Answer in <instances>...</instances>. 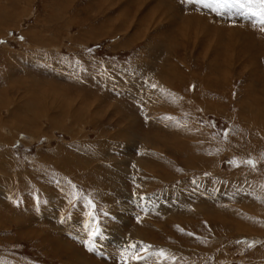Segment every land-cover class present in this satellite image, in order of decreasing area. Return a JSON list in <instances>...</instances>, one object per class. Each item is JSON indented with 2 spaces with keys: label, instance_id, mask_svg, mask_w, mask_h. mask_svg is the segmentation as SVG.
Listing matches in <instances>:
<instances>
[{
  "label": "rangeland",
  "instance_id": "374dc122",
  "mask_svg": "<svg viewBox=\"0 0 264 264\" xmlns=\"http://www.w3.org/2000/svg\"><path fill=\"white\" fill-rule=\"evenodd\" d=\"M262 9L261 0H0V264H264V230L241 220L238 229L239 219L217 204L264 224V25L252 15ZM32 79L52 84L75 109L93 108L88 120L98 121L81 123L71 110L55 112L53 124L44 103L27 112L25 99L37 105L26 92ZM22 115L37 126L26 129ZM131 123L137 137L160 145L156 155L178 164L170 172L181 180L166 178L161 190L195 192L228 221L164 222L179 209L141 207L148 196L130 175L129 191L114 193L116 209H107L94 182L63 166L64 154L94 162L102 137L122 145L116 134ZM141 151L111 153L131 171L148 157ZM111 164L102 168L121 176ZM201 182L207 193L195 189Z\"/></svg>",
  "mask_w": 264,
  "mask_h": 264
},
{
  "label": "bare ground",
  "instance_id": "6f19581e",
  "mask_svg": "<svg viewBox=\"0 0 264 264\" xmlns=\"http://www.w3.org/2000/svg\"><path fill=\"white\" fill-rule=\"evenodd\" d=\"M145 1V0H144ZM130 4V3H129ZM135 4V3H134ZM159 10V9H158ZM8 12V10H7ZM160 12V11H158ZM9 13V12H8ZM10 14V13H9ZM8 14V15H9ZM2 27V26H1ZM220 43V42H219ZM165 50V49H164ZM170 70V69H169ZM156 75V74H155ZM147 77V76H146ZM186 78V77H185ZM151 79V78H150ZM47 84V83H46ZM49 89H48V88ZM209 87V86H208ZM37 88V89H36ZM28 91V94L30 93V95H33L37 98V105H34L35 103H32L31 106H29L25 99V102L23 104H21V101H18L19 104L25 106L24 108L27 109L26 111L29 112L31 111L32 109V106H38L40 105V103H44L45 105L49 106V108L51 109V122L54 124V123H57V121L54 120V117H53V114L56 112V113H66L67 111L70 112L72 110V112H70L69 114L72 116V118L74 120H80L82 119L83 121H81V123H83L84 121L87 122V123H95L94 121H98V119H93L94 117L92 116V120L90 119L91 122H89L88 120V117L87 114H89L93 108H90L91 110H84L86 107L84 108H81V103L79 104L80 105V109H75L74 108V103L73 101H70V100H65L66 102L62 101L58 95H55L57 92V89L55 90L53 87H52V84H47V85H44L43 82L41 84V82L37 81L36 79H32L29 81V85L28 87L26 88V92ZM33 90V91H32ZM37 92H35V91ZM43 91L44 92V95H42V97H40V92L39 91ZM64 91V90H63ZM27 94V93H26ZM43 94V93H42ZM46 95L48 96L46 98ZM29 96V95H27ZM31 96V97H33ZM66 96V95H65ZM39 97V98H38ZM83 97V96H82ZM68 98V97H67ZM22 99V98H21ZM24 99V98H23ZM28 99V98H27ZM35 99V98H34ZM29 100V99H28ZM8 101V100H6ZM30 101V100H29ZM62 101V102H61ZM1 102V101H0ZM9 102V101H8ZM6 102V103H8ZM58 102H60L61 104L63 103L64 105L63 106H58ZM75 102V101H74ZM89 103V102H87ZM92 103V102H91ZM100 103V102H99ZM10 104V103H9ZM8 104V105H9ZM60 104V105H61ZM84 104V103H83ZM6 105V104H5ZM7 105V106H8ZM182 105V104H181ZM211 105H214L212 104L211 102L209 103V106ZM84 106V105H83ZM9 107V106H8ZM76 107V106H75ZM212 107V106H211ZM18 108V107H17ZM16 108L17 112H18V109ZM22 107L20 106V109ZM108 108V107H107ZM259 108V107H257ZM40 109V108H39ZM48 109V107H47ZM96 109V108H95ZM12 110V109H11ZM15 110V109H14ZM46 110V109H45ZM64 110V111H63ZM253 109H251L252 111ZM256 110V109H255ZM254 110V111H255ZM261 110V109H260ZM259 110V112H260ZM263 110V108H262ZM24 111V109H23ZM22 111V112H23ZM47 111V110H46ZM94 111H97V110H94ZM93 111V113H95ZM258 111V110H257ZM256 111V112H257ZM16 112V113H17ZM92 113V112H91ZM255 113V112H254ZM263 113V112H261ZM19 114V113H18ZM16 114V115H18ZM22 114H25V113H22ZM45 114L47 115V113L45 112ZM49 114V113H48ZM68 114V113H67ZM102 114V113H101ZM90 115V114H89ZM92 115V114H91ZM257 115V114H256ZM25 116H28V114ZM30 116V115H29ZM48 116V115H47ZM70 116V117H71ZM21 118V116H19ZM23 117V124L24 126L27 128H29V126L31 125V123H34V122H31V119L29 118H26L24 117V115H22ZM42 117V116H39V118ZM68 117V116H67ZM91 117V116H90ZM2 118V117H1ZM0 118V119H1ZM38 118V119H39ZM61 118V117H60ZM37 119V117L35 118ZM69 119V118H68ZM15 120V119H14ZM18 120V118H17ZM63 120V119H62ZM61 120V121H62ZM22 121V120H21ZM48 121V120H47ZM20 122V121H19ZM37 122V121H36ZM35 122V123H36ZM40 122V121H39ZM70 122H71V119H70ZM79 122V121H78ZM34 123V124H35ZM59 123H60V120H59ZM80 123V124H81ZM5 124V123H4ZM33 125V124H32ZM37 126V124H35ZM56 125V124H55ZM59 125V124H58ZM18 126V125H16ZM61 126V125H59ZM64 126V125H63ZM62 126V127H63ZM134 124L131 123V126H126V127H123L122 129L120 128V130L117 132V136L123 141V144L120 145V146H113V144H107L105 141L106 139L105 138H101V141H98V143L100 142L101 144H97V147H96V150L94 149V155H93V158L94 159V162L91 160V161H85L84 163L82 161H80V159L76 158L75 155H71L68 156V155H65L64 154V164L63 166L64 167H67L69 168L68 166H70V164H72L73 166H75L77 168V170L80 169V174L79 176H77L79 178V180H82L84 182H89V185L90 183L94 182L95 183V191L98 193L97 195L100 197V200L104 206V208H107V209H116L114 208V204H115V199L113 197L114 193H118V191L122 190L124 192H127L129 191L128 189V182H130V180H124V178H129L128 176L130 175V179L136 183V184H143L142 185V189H143V196L144 195H147L148 197L146 202L144 203V205H141V207H149V206H153L152 209L155 210V211H160L161 209H179L177 213H166L165 215H170L169 217H167L165 219L164 222H167V223H171L172 219L175 217V216H179V215H182V217H187V218H190L191 220H195L197 219L198 215L202 216V217H209L211 215H216V216H221L220 214V211L218 210V212L214 213L213 211H210L209 209H212L210 206H209V203L207 202H204V201H200L198 196L196 195V193H191L189 192L184 194V191L182 192L181 190H183V188H181V190H177V189H171L169 191H162L161 188H164L165 186V179H171L172 177H175L177 179H180L179 177H177L178 175H174V174H171L170 171H173L174 167H176L178 164L174 163L173 161L169 160V159H166V158H162V156H158L159 154H155L153 152V149H158L160 147V145H157L155 144V141H153L152 139L150 138H147V137H142V138H139L136 136L135 132H136V127L134 128ZM10 127V126H9ZM12 127H14L12 125ZM23 127V126H22ZM31 127V126H30ZM39 127V126H38ZM42 127H43V124H42ZM57 127V125L55 126ZM168 129L167 131H174L172 129V127H174L173 125L170 126V124H168L166 126ZM6 128V127H5ZM33 129L36 130V128H34V126L32 127ZM48 128V127H47ZM59 128V127H58ZM24 129V128H23ZM38 129V128H37ZM40 130H42V128H39ZM53 129V128H52ZM76 129V128H75ZM103 129V128H102ZM12 130V129H11ZM21 130V129H20ZM30 130V129H29ZM176 130V129H175ZM9 131V130H8ZM16 132V131H15ZM8 133V132H7ZM82 133V132H81ZM32 134V133H31ZM36 134V133H35ZM79 134V133H78ZM84 135V134H83ZM107 135V134H105ZM112 135V134H111ZM74 137H79L78 135H73ZM99 137V136H98ZM105 137V136H104ZM162 137V136H161ZM160 137V138H161ZM202 137V136H200ZM4 138V137H3ZM86 138V137H85ZM147 138V139H145ZM5 139V138H4ZM84 139V138H83ZM83 139L80 140V138L78 139L79 142L83 141ZM97 139V138H96ZM112 139V138H111ZM118 139V138H117ZM116 139V140H117ZM154 139V138H153ZM163 139V137H162ZM159 140V138H158ZM6 141V140H5ZM171 141V140H170ZM1 142V141H0ZM90 142V141H89ZM159 142V141H158ZM168 141H166L165 143H167ZM119 143V142H118ZM157 143V142H156ZM81 144V143H80ZM96 145V144H95ZM119 145V144H118ZM73 146V145H72ZM78 146V145H77ZM86 146H87V143H86ZM137 146H140L141 148V154L143 155H147L148 157H145L144 159L143 158H138L137 161H136V164L134 166L131 167V171L128 170V169H125L124 168V162L123 161H120L114 157H112V151H122L123 153L127 154L126 156H132V150H136ZM83 147V145H82ZM166 147V146H165ZM68 148V147H67ZM73 148V147H72ZM81 148V147H80ZM97 148H99V150H97ZM194 147H192L191 149H193ZM78 149V148H77ZM64 150V149H63ZM75 150V149H74ZM93 150V149H92ZM58 151V150H57ZM56 151V152H57ZM68 151V150H67ZM87 151V150H86ZM163 151V150H162ZM60 152V151H58ZM80 152V151H79ZM64 153V152H63ZM61 153V154H63ZM13 154V153H12ZM42 155V154H40ZM79 155V154H78ZM161 155V154H160ZM8 156V154H7ZM87 156V154L85 155ZM1 159V158H0ZM45 159V158H44ZM141 159L144 160L145 162H141ZM2 160V159H1ZM13 161V160H12ZM45 161V160H44ZM6 162V161H5ZM53 162V160H52ZM62 162V161H61ZM100 162V163H98ZM114 162L115 163V166L119 167V168H115V172L116 173H120L121 176L115 174L112 170L108 169L109 171H112L113 173L111 174V176L107 173V171H105L102 166L104 165L106 168L108 166H113L111 163ZM180 162V161H179ZM1 164H4V163H1ZM51 164V163H50ZM49 164V165H50ZM140 164V166H139ZM184 166V165H183ZM187 166V165H186ZM61 168V167H60ZM185 168V167H184ZM152 170L153 172L156 171V172H159L160 174L158 175L157 173V176L156 177H153V175H149V173H147V170ZM186 169L189 170V167H186ZM54 170V169H53ZM74 170V169H73ZM181 170V169H180ZM57 172V171H56ZM55 172V173H56ZM61 172V171H60ZM152 172V173H153ZM179 172V171H178ZM59 172H57L56 174H58ZM151 173V172H150ZM170 173L171 175L169 176ZM176 173V172H175ZM1 174V173H0ZM54 174V173H53ZM2 175V174H1ZM0 177L2 178H6L4 175ZM180 175V174H179ZM37 176V175H36ZM182 176V175H181ZM9 177V176H8ZM39 177V176H38ZM43 177V176H42ZM50 177V176H49ZM48 177V178H49ZM74 177V175H73ZM2 178V179H3ZM37 178V177H36ZM42 179V178H40ZM44 179V178H43ZM113 179H116L115 182L113 181ZM181 180V179H180ZM5 180L3 179V182ZM43 181V180H42ZM46 181V180H45ZM3 182H2V185H3ZM8 182V181H7ZM36 182V180H35ZM39 182V181H37ZM182 182V181H181ZM5 183V182H4ZM43 183V182H42ZM40 183V184H42ZM50 183V182H49ZM237 183V182H236ZM241 184V183H240ZM39 185V183H38ZM84 185V184H83ZM26 186V185H25ZM162 186V187H161ZM230 186V185H229ZM238 186V185H236ZM86 187V186H85ZM181 187V186H180ZM195 189L196 188H199L201 190H203L205 193H207L208 191V187H206L202 182L199 183V184H196L195 186ZM1 188V187H0ZM26 188V187H25ZM38 188V187H37ZM42 188V187H40ZM236 188V187H234ZM27 189V188H26ZM26 189H23L24 191ZM161 191H160V190ZM186 189V188H185ZM237 189V188H236ZM28 190V189H27ZM197 190V189H196ZM246 190V189H245ZM252 190V189H251ZM256 190V189H255ZM159 192V193H156V192ZM181 191V192H180ZM258 191V190H257ZM2 191H0V194H1ZM48 196L50 198V200H55L57 197L54 195L53 192L49 191L48 189ZM150 192V193H149ZM252 192V191H251ZM138 194L137 196H142L141 193V189L139 188V191H138ZM149 193V194H148ZM218 189H215L214 188V194L217 195V196H220V195H223V194H218ZM221 193V192H220ZM25 195V194H24ZM23 195V196H24ZM29 195V193H28ZM231 195V194H230ZM249 195V193H248ZM262 196V195H261ZM261 196H260V193H255L253 194V197L257 198L258 199H261ZM127 197H128V194H127ZM262 198H264V194L262 196ZM246 199V198H245ZM157 201H164V203H156ZM213 201V200H212ZM259 201V200H258ZM214 202V201H213ZM243 202V201H242ZM260 202V201H259ZM142 203V202H141ZM216 203V202H215ZM263 203V202H262ZM8 204V203H7ZM218 206H219V209H229V212H226V215L227 213L229 215H232L233 217L239 219V221H243V222H248L249 225H252V228L254 229H259V231H262L264 230V224H262V222L260 221L261 218L259 216H256V215H253L250 213L248 214H245L244 211H239L238 209H235L233 208V206H230L227 202H217ZM242 204V203H241ZM246 208V207H245ZM4 209V208H3ZM6 209V208H5ZM122 209H125L124 205H122ZM119 210V209H118ZM214 210V209H213ZM246 210V209H245ZM255 211V210H254ZM47 213V212H45ZM52 213V212H51ZM214 213V214H213ZM49 214V212H48ZM53 214V213H52ZM8 215V214H7ZM12 216V215H11ZM9 217V215H8ZM212 217V216H211ZM223 217V216H221ZM219 217V218H221ZM262 217V216H261ZM264 217V216H263ZM225 218V217H223ZM230 218V217H228ZM175 219V218H174ZM173 219V220H174ZM176 219H179L178 217ZM182 219V218H181ZM186 219V218H185ZM208 219H213L214 218H208ZM217 219V218H216ZM226 221L227 218H225ZM15 220V219H14ZM12 221V220H11ZM226 221H221L223 224L226 223ZM230 221V220H229ZM241 221L240 223L238 224V229L240 230H244V228H242L241 226ZM87 222V221H86ZM163 222V223H164ZM251 223V224H250ZM161 224V223H160ZM145 227L147 229H149L150 231H152V234H157L158 232L156 230H154L155 226L150 224L147 225V224H144ZM172 226V225H171ZM237 226V225H236ZM235 226V227H236ZM247 228V227H246ZM249 228V227H248ZM251 228V229H252ZM246 231V230H245ZM254 232V231H253ZM258 232V231H256ZM52 232L50 231V234ZM160 234V233H159ZM38 235V234H37ZM43 235V234H42ZM52 235V234H51ZM134 235V234H133ZM157 236V235H156ZM111 240V239H110ZM101 241V240H100ZM133 243V242H132ZM67 245V244H66ZM221 245V244H220ZM71 246V245H69ZM132 246V245H131ZM157 247V246H156ZM160 248V247H159ZM71 250V249H70ZM165 250V248H164ZM180 251V250H179ZM87 262V261H86Z\"/></svg>",
  "mask_w": 264,
  "mask_h": 264
},
{
  "label": "snow or ice",
  "instance_id": "6c2138e0",
  "mask_svg": "<svg viewBox=\"0 0 264 264\" xmlns=\"http://www.w3.org/2000/svg\"><path fill=\"white\" fill-rule=\"evenodd\" d=\"M187 2L191 3L192 0H187ZM199 2L203 3L204 0H199ZM228 2H229V0H223L224 4H227ZM249 2H251V0H249ZM261 2L264 3V0H261ZM252 15L258 17L260 24L264 25V9H262L259 13L253 12ZM262 30H264V29H262ZM248 163L250 165H252V166H255L253 161H248ZM89 204L91 205V201H89ZM90 215H91V213H90ZM97 232H98V229H97L96 232H93L92 235L95 236L97 234ZM144 250H145V252H147L148 251L147 247ZM157 255H159L160 257H164L165 253L164 252H159ZM135 258L137 260L141 259L140 256H136Z\"/></svg>",
  "mask_w": 264,
  "mask_h": 264
}]
</instances>
